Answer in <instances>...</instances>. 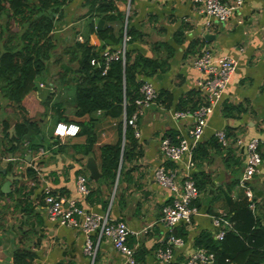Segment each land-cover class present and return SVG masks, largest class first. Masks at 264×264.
<instances>
[{"label": "crops", "instance_id": "obj_1", "mask_svg": "<svg viewBox=\"0 0 264 264\" xmlns=\"http://www.w3.org/2000/svg\"><path fill=\"white\" fill-rule=\"evenodd\" d=\"M83 2L71 0L65 7L64 17L54 31L58 48L47 72L49 83L47 80L39 83L41 98L48 88L53 91V81H58L54 99L63 101L62 109L66 114L74 110L73 93L69 94L59 83L62 80L59 74L67 73L69 78L76 68L75 63L69 62L70 54L66 51L78 38L83 40L87 35L89 20L84 16L89 8L83 7ZM127 10L131 26L144 35L129 46L135 50L132 55L139 52L151 58L166 59L168 67L166 71H158L146 78L155 86L158 98L144 109L138 121L141 135L135 137L141 155L129 161L121 158L123 168L119 165L114 184L102 178L100 150L105 144H114L120 137L122 146L125 145V133L121 136L116 120L98 112L92 116L95 121L91 130L88 128L76 137L60 139L53 133L54 113L50 104V110L34 117L42 130L41 135L35 131L31 140L25 139L24 142V147L32 141L40 145L38 149L29 151L27 147L23 156L20 151L13 155L5 150L8 144L2 134V124L10 122L15 115L0 91V170L10 167L6 173L0 172V264H16L15 254L19 249L31 253L30 264H91L83 250V232L58 226L49 220L44 200L46 188L54 194L77 199L89 211L109 212L114 219L125 221L133 231L129 243L137 248V263L163 264L155 252L171 233L162 222L161 209L172 200V193L154 179V172L161 165L174 168L176 164L165 160L160 142L166 136L176 141L178 136L187 135L193 125V117L179 119L173 113L190 111L186 109H190L193 102L196 109L202 101L203 92L197 86L202 74L193 66L192 60L209 46L215 55L233 58L237 67L222 100L209 116L199 143L200 151H205L206 156L202 161H196L198 163L195 162V168L190 171L202 185L197 200L200 213L191 227L186 226L187 236H178L185 243L183 247L175 248V260L183 262L186 255L196 250L194 240L202 231L215 233L214 217L221 215L226 229L233 228V208L247 204L245 187L241 183L246 148L236 144L239 136L260 140L262 164L247 186L255 193L257 211L254 212L264 224V0H244L224 21L211 19L200 12L193 7L191 0H129ZM93 20L97 25L101 19L95 16ZM211 20L213 25L207 30L206 24ZM208 34L213 38H207ZM90 40L98 49L104 45L111 51V44L103 43L96 34H91ZM183 101L186 109L179 108ZM89 119L85 117L83 120ZM13 126L14 123L9 131ZM219 130H224L230 137L228 146H223L215 135ZM41 148L46 152L43 155H39ZM90 166L99 172L97 178L93 177ZM177 166L183 175L185 162ZM28 168L34 169L35 176L28 174ZM80 173L89 178L90 194L86 199L77 191L76 179ZM7 175L21 177L19 180L26 186L24 193L30 192L34 207L32 214H25L23 207L17 206L18 197L10 195L15 192L18 179L12 183L9 193L2 191ZM181 225L184 226L180 223L176 228ZM95 264H124V257L105 238L99 245Z\"/></svg>", "mask_w": 264, "mask_h": 264}, {"label": "trees", "instance_id": "obj_2", "mask_svg": "<svg viewBox=\"0 0 264 264\" xmlns=\"http://www.w3.org/2000/svg\"><path fill=\"white\" fill-rule=\"evenodd\" d=\"M70 2L71 0H0V91L15 115L10 122L2 124V134L8 144L5 150L13 155L20 151L23 156L27 147L29 151L38 149L40 145L32 141L24 147V136L29 132V125L41 135L42 130L34 117L50 110V104L53 106L54 125L58 122L77 123L81 132L88 131V128L91 130L95 121L92 116L101 112L118 122L121 136L125 133L126 138L123 146L120 137L114 144H105L100 150L102 178L109 184H114L119 165L123 168L121 158L129 161L141 155L138 139L130 124L137 109L135 101L140 96V88L146 78L158 71H166L168 60L151 58L139 52L132 55L135 50L129 49V46L140 41L144 35L130 24L131 17L127 10L129 0H84L82 6L89 8L88 14L84 16L89 20L87 35L81 41L76 40L66 51L70 54L69 62L75 63L76 68L69 78L67 73L59 74L62 79L59 83L65 86L69 94L73 93L74 110L71 114H66L62 109L63 101L60 98L54 99L58 81H53V91L48 88L41 98L39 83L48 78L47 72L58 48L54 31ZM95 16L101 19L97 25L93 20ZM91 34H96L103 43L111 44L112 52L122 49L126 36L125 57L119 55L118 59L110 60L105 71L103 53L107 46L103 45L101 50L98 49L91 43ZM184 102L179 104L180 109H186L182 105ZM193 104L186 110L194 111L196 103ZM85 117L90 119L83 120ZM12 123L16 128L15 134L10 136ZM92 134L93 132L90 133L91 140ZM199 143L194 150L195 162L202 161L206 156L205 151H200ZM9 170L10 167L7 171ZM28 174L35 176L34 169L28 168ZM193 179L201 190L202 185L197 176ZM17 185L15 192L10 195L18 197L17 206L23 207L25 214H32L34 207L30 202V192L24 193L26 186L22 180H18ZM238 205L231 212L234 226L227 230L222 240H217L212 232L204 230L195 238L194 247L215 254L214 264H264L263 219L254 212L257 210L249 208L248 202ZM174 233L176 236L186 237L188 230L185 225H181ZM31 260L29 251L17 250L16 264H30Z\"/></svg>", "mask_w": 264, "mask_h": 264}, {"label": "built area", "instance_id": "obj_3", "mask_svg": "<svg viewBox=\"0 0 264 264\" xmlns=\"http://www.w3.org/2000/svg\"><path fill=\"white\" fill-rule=\"evenodd\" d=\"M162 1V0H153ZM194 8H198L211 19L217 21L228 20L233 13L243 4L244 0H191ZM212 21V20H211ZM213 25L206 24L207 30ZM82 40V38H78ZM128 38L125 36V42ZM119 55L125 57V49L117 52L104 50L103 56L106 61L105 71L112 59H118ZM193 66L199 70L202 76L197 81V86L202 90L203 97L198 107L193 111H176L175 118L193 117V125L187 135L178 136L176 141L170 137H164L160 142V151L165 160L176 164L174 168L161 165L155 169L154 179L172 193V200L161 209L162 222L169 229L170 235L157 248L156 258L163 264H214L215 254L205 249H196L186 255L183 262L175 260V248L184 246V239L175 235L178 224L183 223L191 227L195 217L200 213L196 205L200 196V190L190 171L195 168L194 150L201 141L209 116L213 113L216 105L222 100L223 94L230 82L237 62L229 56L214 54L212 47H206L192 60ZM43 87V85H41ZM158 98V93L150 81L143 82L140 88V96L135 103L137 109L133 114L130 124L134 128L135 136L140 137L138 121L143 115L144 109L151 106ZM81 127L77 123L58 122L54 127V135L60 139L76 137L80 134ZM223 146H228L230 137L224 130L215 133ZM236 144L246 148L245 168L242 178V186L245 187V197L249 208L255 210L257 198L247 182L259 172L262 164L260 153V140L258 137L246 139L239 136ZM41 148L39 155L45 154ZM185 162L186 172L181 175L177 166ZM77 191L81 198L86 199L90 194L89 178L83 173L78 174L76 179ZM45 206L48 218L58 226H67L83 232L85 235L84 253L89 257L91 264H95L99 245L103 239H108L113 247L124 257V264H138L136 260L137 248L129 243V237L133 231L125 221L114 219L109 212L98 214L85 209L80 202L72 197L54 194L50 188L45 189ZM215 238L222 240L227 232L222 216L213 218ZM148 230L145 231V233Z\"/></svg>", "mask_w": 264, "mask_h": 264}, {"label": "water", "instance_id": "obj_4", "mask_svg": "<svg viewBox=\"0 0 264 264\" xmlns=\"http://www.w3.org/2000/svg\"><path fill=\"white\" fill-rule=\"evenodd\" d=\"M207 38H209V39L210 38H213V35L208 34L207 35ZM28 127H29V132L24 136V139H27L28 141H30L31 138H32L33 133H36V132L31 129V126L30 125ZM15 128H16V126H13L11 128V130L9 131L10 134H11V136H13L15 134ZM89 168L92 169V175H93V177L97 178L98 175H99L98 174L99 172H97L96 168L95 167H92V166H90ZM0 172L6 173L7 170L6 169H2V170H0ZM6 177H7V181L2 185V191L4 193H9L11 191L12 183L16 179H18V180L21 179V177L20 176L19 177H16L14 175H7Z\"/></svg>", "mask_w": 264, "mask_h": 264}, {"label": "rangeland", "instance_id": "obj_5", "mask_svg": "<svg viewBox=\"0 0 264 264\" xmlns=\"http://www.w3.org/2000/svg\"><path fill=\"white\" fill-rule=\"evenodd\" d=\"M126 47H127V44H126L125 39H124L123 48L125 49V53H126V51H127ZM1 51H2V47H1V45H0V52H1ZM46 82L49 83V80H47ZM140 117H141V116H140ZM139 119H140V118H139Z\"/></svg>", "mask_w": 264, "mask_h": 264}]
</instances>
